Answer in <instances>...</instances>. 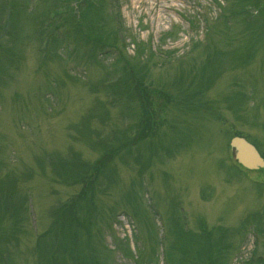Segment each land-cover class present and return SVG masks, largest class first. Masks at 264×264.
<instances>
[{"label":"rangeland","instance_id":"rangeland-1","mask_svg":"<svg viewBox=\"0 0 264 264\" xmlns=\"http://www.w3.org/2000/svg\"><path fill=\"white\" fill-rule=\"evenodd\" d=\"M46 1L0 0V264H202L205 249L220 264L264 260V168L235 166L228 146L237 133L264 155V29L232 20L240 0H100L85 13L105 34L120 12V51L152 103L150 133L117 154L143 99L71 26L39 43ZM175 218L192 242L212 233L200 252ZM64 233L73 248L55 253Z\"/></svg>","mask_w":264,"mask_h":264},{"label":"trees","instance_id":"trees-1","mask_svg":"<svg viewBox=\"0 0 264 264\" xmlns=\"http://www.w3.org/2000/svg\"><path fill=\"white\" fill-rule=\"evenodd\" d=\"M110 1L113 2L114 0H110ZM46 2H47L46 12L45 14L37 18L38 22L36 23L38 24L36 34L40 36L39 43L40 44L43 43L44 48H45L49 46L52 40V45H53V43L56 41V32L65 25L71 26L74 30L72 31L73 35L72 36L69 35L71 36L70 40H72L73 38L75 41H78L75 37L79 36L78 42L82 43L85 46H89V49H88V55L90 57L89 59L93 57L94 52L96 50H98V53L100 52V54L104 53L108 55L110 52L114 53L113 56L115 57L114 58L115 60L113 61L115 64L113 65L112 68H116L117 73L120 72L122 74L121 79L122 80L125 79L127 82H130L131 83V84L129 83L130 87H132V89L135 90L136 94L139 95L140 99H143L142 102L144 104V107L141 108L139 121L135 127V130L137 133L134 132L135 133L134 136H131L132 134L130 133L129 137L128 135L126 136L122 135L121 140L123 141V143H119L117 147L114 149L115 154L125 151L127 146L129 144H132L136 140L135 139L136 135L137 137L140 135H143V131L144 132L147 131L146 134L150 133V122L154 118H153V115H150V111H151L150 105L152 103L150 102V100L147 101L146 99L147 94L144 90H142V82L140 84L139 79L136 77V74H134V73H137L136 68L134 67V65L133 66L131 65V63L129 62L127 58L124 59V57L122 56L123 51H120V47L121 49H123L125 45L124 43L125 39L123 38L122 32L120 31L122 24L118 22V21H121L119 11H117L116 13L117 14L116 24L113 26L112 29L109 28V31H106L105 34H102V31H100L98 28L99 21L97 22L96 18H93V17L87 18L85 16V13L87 11L95 9L98 6L100 0H47ZM3 6L6 7L7 4H3ZM238 7L239 9L234 11V13L233 12L229 13L230 15L232 14L231 15L232 20L240 19L242 20L245 27L247 28L252 27L253 32L260 34L262 32V29H264V0H240V2L238 3ZM248 7H252L253 9L257 10L259 14L256 17L250 19L247 16V12H245V9ZM216 21H219V20H216ZM85 23L87 24V28L85 26ZM7 26H9V21H8ZM44 54H45V51H44ZM136 59L140 60V58H137V57ZM119 68H121V71ZM108 86L114 90L116 89V86L118 87V84L116 85L114 83H110L107 86L105 85L106 90L109 88ZM113 92L114 91H112V93L110 92L108 93L113 94ZM143 92L145 93L144 98H142V96L144 95ZM115 95L118 96V94H115ZM144 100H146L147 102H150V105L149 103L144 102ZM187 101H190L189 97L186 100V102ZM233 136H238V134L235 133ZM108 155H111V154L108 153ZM106 159L107 158L104 155L102 159L99 160V162H96L97 164L94 165L96 167H94L93 169L95 173H96V169L100 171L99 166H102V164L104 163ZM87 178L88 176L87 177L82 176V179H81L83 188H86V189L88 186ZM88 189H90V187H88ZM69 206L70 205L62 206L61 211L68 212L70 209ZM72 207L73 206H71V209ZM59 210L60 208L56 212H54L53 224L55 225H58L59 223V217H58L60 215L58 213ZM172 222H173V225L175 226L176 236L178 234H181L183 240H186L185 243H187V245H185L184 248L186 249L188 248L189 251H192L190 253L191 255H193L194 252H198V251L200 252L201 251L200 248H202V246L205 243H208L210 240V237L212 236L211 232H206L205 228H203L201 231V237H202L201 243L198 244L199 241L196 239L194 234H192V236L196 240V243L192 242V240H190V236H191V233L193 232L185 228L183 221L175 218V219H172ZM74 223H75L74 225L75 228L71 230H75V229L84 230L86 228L85 226H82V222H77V223L74 222ZM199 227L201 228L200 225ZM178 228L179 230H177ZM253 231H254L253 233L256 236L264 235V230L260 227L259 228L254 227ZM73 233L74 232H72V234ZM60 236H61V240H60ZM60 236L57 237L58 240L56 241V243L54 241L52 243V249L55 253L58 249H66L67 246L71 249L73 248L72 245H69L71 244V238H70L69 233H64L63 235L61 234ZM205 252H206L205 255H206L207 261L203 262L202 264H216V263L220 264V262L226 260V256L224 254H220L219 251L216 253H212L211 249H205ZM0 254H3V253L0 251ZM177 255H179L180 258H178V260L175 261L176 262L175 264H196L193 258H185L186 256L181 253ZM170 257L171 256H168L167 254H165L166 264H172V263L174 264V262L170 260ZM241 264H264V260L261 257H256L255 255L254 256L251 255V257L247 259V261H244Z\"/></svg>","mask_w":264,"mask_h":264},{"label":"water","instance_id":"water-1","mask_svg":"<svg viewBox=\"0 0 264 264\" xmlns=\"http://www.w3.org/2000/svg\"><path fill=\"white\" fill-rule=\"evenodd\" d=\"M233 160L247 170L264 167V162L253 146L242 138H233L229 144Z\"/></svg>","mask_w":264,"mask_h":264},{"label":"bare ground","instance_id":"bare-ground-1","mask_svg":"<svg viewBox=\"0 0 264 264\" xmlns=\"http://www.w3.org/2000/svg\"><path fill=\"white\" fill-rule=\"evenodd\" d=\"M164 1H167V0H164ZM154 3L159 4V0H154Z\"/></svg>","mask_w":264,"mask_h":264}]
</instances>
